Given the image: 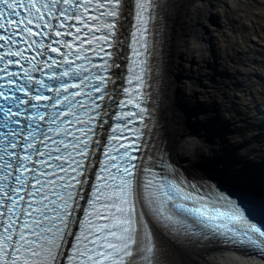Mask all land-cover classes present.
I'll list each match as a JSON object with an SVG mask.
<instances>
[{
  "label": "snow or ice",
  "instance_id": "1",
  "mask_svg": "<svg viewBox=\"0 0 264 264\" xmlns=\"http://www.w3.org/2000/svg\"><path fill=\"white\" fill-rule=\"evenodd\" d=\"M159 6L0 0V264H162L154 237L165 235L213 236L264 256V220L256 219L264 203L136 163ZM129 54L125 99L101 148L109 85ZM230 174L242 181L234 167Z\"/></svg>",
  "mask_w": 264,
  "mask_h": 264
},
{
  "label": "bare ground",
  "instance_id": "2",
  "mask_svg": "<svg viewBox=\"0 0 264 264\" xmlns=\"http://www.w3.org/2000/svg\"><path fill=\"white\" fill-rule=\"evenodd\" d=\"M168 6L170 9L163 26L168 32L166 49L162 51L163 57L157 53L151 55V60L156 63L154 69L160 71L163 67L160 124L164 136L160 139L165 137L170 158L194 178L264 197V178L259 176L263 182L256 181L257 178L253 180L248 177L250 174L245 175L232 164L239 159L252 161L242 154L243 145L235 140L238 143L235 146L226 135L219 133L223 122L236 121L235 116L241 114L234 116L238 102L233 93L236 82L230 83V87L219 84V72L215 68V65L219 67V27L215 22L219 19V0H170ZM152 35L157 36V31ZM115 80L117 85L121 84L119 79ZM165 104L173 120L166 114ZM186 116H189L188 122ZM196 116L200 119H194ZM176 130L177 148L185 155V160L191 165L209 166L210 169L190 166L177 153ZM172 142L178 158L173 153ZM230 154L238 156L225 161ZM213 157L217 160H212ZM233 167L235 172L242 174V181L231 178ZM162 246L168 264H264L254 257H243L214 247L181 245L168 240H164Z\"/></svg>",
  "mask_w": 264,
  "mask_h": 264
},
{
  "label": "rangeland",
  "instance_id": "3",
  "mask_svg": "<svg viewBox=\"0 0 264 264\" xmlns=\"http://www.w3.org/2000/svg\"><path fill=\"white\" fill-rule=\"evenodd\" d=\"M169 22L171 23V20ZM215 22L219 27V67L215 65L219 72V84L230 87V83L236 82L237 87L233 89V93L237 95L238 102L234 116L236 113H241L235 116L237 122L227 120L228 125L223 122L221 127L225 126L228 131H224L222 127L219 128V133L226 135L230 141L235 143V146L238 145L235 140L240 141L243 145L242 154L252 160L249 163L239 159L232 164L241 169L245 175L250 174L248 177L257 178V181L263 182L259 176L264 178V145L261 143V135L258 132L262 120L256 122H251V120L254 119L252 111L260 109L261 106L257 103L255 94L262 95L261 87L264 83V73L260 70L261 64L264 63V0H227V2L219 0V19L216 18ZM215 22L213 21V23ZM217 72L214 75L217 76ZM212 80L213 78L210 79V81ZM162 103L163 100L161 107ZM166 107L168 109L166 114L171 117L169 107L167 105ZM186 118L188 122L189 116ZM262 137L264 138V136ZM177 142L176 130V150L185 160V155L177 148ZM174 150L173 144L175 155ZM236 156L238 155L230 154L225 157V161H232ZM175 157L178 158L177 155ZM187 163L193 167L206 168L204 170L210 169L209 166Z\"/></svg>",
  "mask_w": 264,
  "mask_h": 264
},
{
  "label": "clouds",
  "instance_id": "4",
  "mask_svg": "<svg viewBox=\"0 0 264 264\" xmlns=\"http://www.w3.org/2000/svg\"><path fill=\"white\" fill-rule=\"evenodd\" d=\"M169 2H170V0H165V2L163 3V6H166L167 7V10L166 11H162L163 12V14H165V18H167V16H168V12H169V9H170V6H168L169 5ZM163 21H164V19L162 20V24H163V26H165V22L163 23ZM161 32H162V34H164V37H165V39H164V41L166 40V38H167V35H166V33L168 34V32L166 31V29H165V31L163 30V27L161 28ZM163 68V67H162ZM264 70V69H263ZM255 96H261L260 94H255ZM262 100H264V99H262ZM262 106H264V104H261ZM261 107V106H260ZM258 110H260V109H258ZM254 112V111H253ZM255 113V116L253 117V118H255V117H257L259 114H258V112H254ZM230 128V127H229ZM255 175H257L256 173H255ZM258 176V175H257ZM193 177V176H192ZM194 178V177H193ZM195 179H197V178H195ZM257 181V180H256ZM258 182H260V181H258ZM216 183H218V182H216ZM221 185H223V184H221ZM224 186H226V185H224ZM228 187V186H227ZM230 188V187H229ZM162 244H163V242H162ZM162 248H163V246H162Z\"/></svg>",
  "mask_w": 264,
  "mask_h": 264
},
{
  "label": "water",
  "instance_id": "5",
  "mask_svg": "<svg viewBox=\"0 0 264 264\" xmlns=\"http://www.w3.org/2000/svg\"><path fill=\"white\" fill-rule=\"evenodd\" d=\"M165 19H166V18H165ZM211 124H212V123H211ZM213 125H214V124H213ZM222 127H223V130H224V131H228V130L226 129L225 126L222 125ZM253 180H255V179H253Z\"/></svg>",
  "mask_w": 264,
  "mask_h": 264
}]
</instances>
